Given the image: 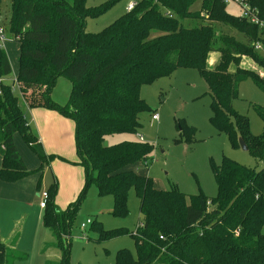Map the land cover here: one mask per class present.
I'll use <instances>...</instances> for the list:
<instances>
[{
    "label": "trees",
    "instance_id": "16d2710c",
    "mask_svg": "<svg viewBox=\"0 0 264 264\" xmlns=\"http://www.w3.org/2000/svg\"><path fill=\"white\" fill-rule=\"evenodd\" d=\"M245 1L264 14V0ZM225 5L223 0H139L101 31L88 32L86 19L103 7L90 10L85 0H11L8 33L19 44L15 81L22 100L11 84L0 82V180L14 182L28 174L15 133L41 162L47 159L25 110L50 108L75 122L76 152L85 167L81 195L90 184L98 195H110L114 217L128 215L130 190L139 201L141 219L135 230L100 231L106 239L127 234L133 239L135 256L121 249L115 264H264V166L253 169L224 157L211 164L215 196L185 195L174 186L158 190L149 176L136 171V165L148 163L149 143L103 142L108 134L137 132L138 114L146 109L139 94L142 84L178 68H193L210 91L211 123L234 145L240 136L247 149L264 156V130L251 135L247 117L232 108L246 78L264 94V79L238 65L244 55L264 69V57L254 48L264 45V26L228 13ZM185 19L194 24L184 25ZM219 26L235 29L242 40L228 33L216 36ZM216 47L219 58L209 67V53ZM10 72L0 44V78ZM59 75L71 83L64 104L50 97ZM254 108L264 124V106ZM49 190L42 224L56 240L58 264H68L63 240L77 202L60 210L54 202L55 182ZM14 255L0 240V264H14Z\"/></svg>",
    "mask_w": 264,
    "mask_h": 264
},
{
    "label": "rangeland",
    "instance_id": "374dc122",
    "mask_svg": "<svg viewBox=\"0 0 264 264\" xmlns=\"http://www.w3.org/2000/svg\"><path fill=\"white\" fill-rule=\"evenodd\" d=\"M130 1L139 0H85V6L90 10L103 7L99 14L86 19V31H101L126 11L125 6ZM199 3L197 1L191 7L192 10L196 9ZM225 4L228 13H240L239 6L233 1L227 0ZM10 17L11 0H0V27L3 28L5 36L0 44L7 52L11 67L10 74L3 77V80L13 86L14 94L22 100L15 81L19 44L15 39H11L8 33ZM183 24L190 26L194 21L185 19ZM215 29L216 36L219 33H228L235 39L242 40L235 29L225 26ZM260 46L259 54L264 57V45ZM214 58L216 61L219 58L217 47L209 53V67L216 63L213 62ZM238 62V65L258 76L264 72V69L248 56H241ZM70 88V80L64 75H59L50 92L51 99L58 104H64ZM139 94L146 109L138 114L140 127L137 132L108 134L104 136L103 142L105 145H111L123 140L138 139L140 135L141 140L149 143L152 148L148 154V163L138 164L135 168L138 173L149 176L158 190H168L174 186L185 195L202 192L211 198L217 192L211 170L213 162L218 164L225 157L253 169L264 166V156H258L250 149L243 150L239 145H234L225 132L219 131L211 123L210 91L198 70L178 68L142 84ZM256 105L264 106V94L250 78H246L239 83L238 97L232 101V108L247 117L249 133L255 136L264 130L263 121L254 108ZM35 109L56 116L47 127H43L47 131L46 142L36 134L42 141L47 159L41 162L19 133H15L13 141L28 174L19 181L6 183V187H3V181L0 180V240L11 250L16 249V255L12 253L16 257L14 264H46L47 261V264H58L59 250L54 246L56 240L52 233L41 225V210L38 206L40 193L48 191L53 181L56 183L54 202L58 209L64 210L77 202L69 233L63 240L68 248V264H115L116 254L121 249H125L134 257L135 247L130 235L106 239L100 232L123 227L129 231L135 230L141 215L134 191L130 190L128 194L129 212L126 217H114L111 213L112 197L98 195L93 184L81 195L84 189L85 167L79 163L76 152L74 120L53 109L35 107L25 111V120L34 131L30 113ZM153 113L158 115L157 120L152 119ZM87 218L91 223L81 228L80 223ZM15 233L18 235L14 238ZM45 244L50 246L44 249Z\"/></svg>",
    "mask_w": 264,
    "mask_h": 264
},
{
    "label": "built area",
    "instance_id": "2783aa9c",
    "mask_svg": "<svg viewBox=\"0 0 264 264\" xmlns=\"http://www.w3.org/2000/svg\"><path fill=\"white\" fill-rule=\"evenodd\" d=\"M233 1L235 4H237L239 6V16L244 17L245 19H247L248 21H250L251 23L257 24L259 27L264 26V14L261 15L259 10L255 7L250 6L245 0H231ZM224 3L227 2V0H223ZM136 2L134 1H130L126 6H125V10H130ZM5 39L4 36V30L3 28L0 27V42L3 41ZM260 44H255L254 48L256 49H260ZM259 77H261L262 79H264V72L263 73H259ZM3 81L2 78H0V82ZM152 119L153 120H157L158 119V115L156 113L152 114ZM138 139L141 140V136L138 135ZM40 202H39V206L41 208H44L46 206V200H47V192L46 191H42L40 193ZM91 223V220L89 218H87L84 222L80 223V227L81 228H85V226L87 224Z\"/></svg>",
    "mask_w": 264,
    "mask_h": 264
},
{
    "label": "crops",
    "instance_id": "0c3cea01",
    "mask_svg": "<svg viewBox=\"0 0 264 264\" xmlns=\"http://www.w3.org/2000/svg\"><path fill=\"white\" fill-rule=\"evenodd\" d=\"M6 52V51H5ZM7 53V52H6ZM216 60H215V58H214V60H213V62H215ZM30 109H32V108H26V110H30ZM25 110V111H26ZM32 111H34V113H32ZM30 115H31V117H30V121H32V123H33V125H34V128H35V132H36V134L39 136V137H41L42 139H43V141L44 142H46V138H47V131H46V129H44L43 127L45 126V127H47L48 125H49V123H50V121H51V119H56V116H54L53 114H47L46 112H44V111H42V110H31V113H30ZM30 125V124H29ZM42 126V127H41ZM48 128H50V127H48ZM49 130V129H48ZM34 131V130H33ZM41 141V140H40ZM42 142V141H41ZM0 164H1V158H0ZM17 181H19V180H17ZM53 182H55V181H53ZM52 182V183H53ZM6 183H8V182H1V184H3V187H6L5 185H6ZM51 183V184H52ZM50 190L48 189V191H46V192H48V193H50L49 192ZM37 195H39V194H37ZM39 198H40V196H39ZM40 200V199H39ZM40 202V201H39ZM39 206V205H38ZM39 208H40V210H41V216H40V223H41V225L43 226V224H42V214H43V209L44 208H41L40 206H39ZM44 227V226H43ZM44 228H46V227H44ZM15 236H14V238L15 237H17V233H15L14 234ZM13 238V239H14ZM16 250V249H15ZM15 250H11V252L13 253V254H15L16 255V253H15Z\"/></svg>",
    "mask_w": 264,
    "mask_h": 264
},
{
    "label": "water",
    "instance_id": "95a60500",
    "mask_svg": "<svg viewBox=\"0 0 264 264\" xmlns=\"http://www.w3.org/2000/svg\"><path fill=\"white\" fill-rule=\"evenodd\" d=\"M238 144L243 150H247V146L240 136H238Z\"/></svg>",
    "mask_w": 264,
    "mask_h": 264
}]
</instances>
